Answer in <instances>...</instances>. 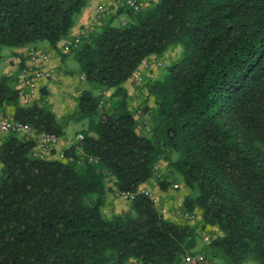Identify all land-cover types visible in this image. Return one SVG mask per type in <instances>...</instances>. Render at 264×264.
Listing matches in <instances>:
<instances>
[{"label":"trees","instance_id":"16d2710c","mask_svg":"<svg viewBox=\"0 0 264 264\" xmlns=\"http://www.w3.org/2000/svg\"><path fill=\"white\" fill-rule=\"evenodd\" d=\"M90 2L0 0V66L4 47L59 50ZM99 21L61 52L85 83L70 115L83 138L67 158H42L34 137L1 136L0 264H186L197 254L264 264V0H153L137 10L123 0ZM179 46L183 56L145 85L152 102L138 119L127 82ZM22 96L19 76L0 71V117L65 136L44 94L31 105ZM79 151L95 161L68 160ZM158 164L197 190L183 209H199L211 230L200 247L196 226L167 218L141 191ZM110 191L130 198L127 210L105 213Z\"/></svg>","mask_w":264,"mask_h":264},{"label":"rangeland","instance_id":"374dc122","mask_svg":"<svg viewBox=\"0 0 264 264\" xmlns=\"http://www.w3.org/2000/svg\"><path fill=\"white\" fill-rule=\"evenodd\" d=\"M122 1L123 0H115L113 3L102 4L107 8V11L101 17V19H103L109 14L115 13L117 9V4H120V2ZM138 1L139 8H143L145 7V5H147L153 0ZM124 18L125 17L123 15L120 17V20H123ZM98 25H100V21L98 22ZM82 33L83 31L79 34ZM12 49L14 48L4 47L2 53L6 55V52ZM182 56L183 48L179 46L169 51L159 60L149 59L148 64L145 65L144 63L141 69H139V71L135 73L134 77H132L131 80L127 82L126 86L130 94V108L135 110V115L138 119H141L145 122L146 115L140 108L142 102L144 100L152 102L150 92L148 91V88H146L145 85L151 83L154 79L159 78L165 72L167 67L173 63V61L180 59ZM62 68L67 71L69 70V73H67L68 83L58 84L55 89L56 92L52 93V97L50 101L47 100V104L49 105L50 109L56 113L58 121L64 125L65 136L60 137L58 149L66 150L70 146V141L73 142L78 139V135L81 134L80 130L83 128L82 123L75 121L74 119H72V117H70V115H72L75 112V109L77 108L78 97L80 95L81 90L85 86V83L83 82L80 76L79 64L73 56L70 55L66 62H63ZM0 71L3 72L2 66H0ZM67 87H73L74 91ZM58 114L60 116H58ZM4 133L5 132L0 130V140L1 136ZM79 152L77 154H79ZM52 156L58 157L56 153H54ZM166 172L167 170L164 164L156 165L154 173L155 177L144 183L141 186V191L148 193L151 198L154 199L162 213L167 218L178 222L190 223L191 225L196 226L202 239L199 244L200 247L202 245V242L204 243L207 241V237L211 234V230L209 228L202 229L201 212L199 209H195L193 212H187L183 209V201L185 197L189 195L196 196L197 190L190 189L189 187L185 186V184L180 179H175L173 175H167ZM160 178L166 179L170 183L166 189L160 186ZM109 186L114 187L111 180H109ZM107 197L108 200L104 207V211L109 216H111L112 214L121 213L127 210L130 206V198L126 196V194L120 193L118 191H110ZM127 264L138 263L132 260L129 261Z\"/></svg>","mask_w":264,"mask_h":264},{"label":"built area","instance_id":"2783aa9c","mask_svg":"<svg viewBox=\"0 0 264 264\" xmlns=\"http://www.w3.org/2000/svg\"><path fill=\"white\" fill-rule=\"evenodd\" d=\"M127 2L128 4L133 6L136 10L139 9L138 0H127ZM106 11L107 8L104 5L102 4L98 5L95 15L88 20L85 28L83 29V33L77 35H70L67 38H65L62 41V43H60V48L62 49V51L70 52L76 47H78L79 43L81 42V36L91 32L95 28L101 17L106 13ZM28 56L30 57L31 60L34 61L37 60V61L47 62L49 60L48 55L45 52L35 47L29 49ZM51 74L52 73L50 70H45L44 68L38 67L37 69L32 70L30 67H24L19 75V87L23 89V93H24L25 88L36 87V85L43 78L49 77ZM108 94H109L108 91H103L104 100H102L101 103L105 102V99L108 96ZM0 130L5 133L10 131H16L27 138L34 137L37 142L38 153L42 158L50 157L54 153H56L60 158H67L65 154V150L58 149V145L60 143V137L54 132H42L36 134L30 124L15 120L13 118H4V117H0ZM82 138H83V134H79L78 139H82ZM72 143L73 142L70 141L69 144ZM68 160L77 162L78 164H82L86 160L90 162L95 161V158L93 156H88L83 152H79V154H77L76 156L75 155L68 156ZM186 264H211V263L207 260V258L204 255L197 254L195 256L189 257Z\"/></svg>","mask_w":264,"mask_h":264},{"label":"crops","instance_id":"0c3cea01","mask_svg":"<svg viewBox=\"0 0 264 264\" xmlns=\"http://www.w3.org/2000/svg\"><path fill=\"white\" fill-rule=\"evenodd\" d=\"M115 0H91L88 6L83 10V12L78 16L74 27L72 28L70 35H76L83 31L88 20L95 15L96 9L100 4L113 3ZM62 43V41L60 42ZM53 49L48 43L37 44L36 46L27 45L24 47L14 48L6 52V58L1 62L3 67V72L8 74L20 75L24 67H30L32 70L39 68H44L45 70H50V77L43 78L34 88H25L23 96L21 97V102L23 104H30L41 98V96L46 97L50 101L52 93H55L56 86L58 84H67V72L62 68V49ZM35 47L48 55V61L42 62L37 60H31L28 56L29 49ZM23 67V68H22ZM52 77V78H51ZM74 91L73 87H67ZM59 98V97H58ZM61 98V96H60ZM9 110V109H8ZM11 113L13 110H9ZM58 116H60L58 114Z\"/></svg>","mask_w":264,"mask_h":264}]
</instances>
